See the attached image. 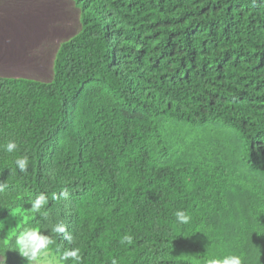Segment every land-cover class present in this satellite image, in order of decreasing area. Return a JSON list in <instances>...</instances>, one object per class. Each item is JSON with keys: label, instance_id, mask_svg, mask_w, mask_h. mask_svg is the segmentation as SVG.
Here are the masks:
<instances>
[{"label": "trees", "instance_id": "1", "mask_svg": "<svg viewBox=\"0 0 264 264\" xmlns=\"http://www.w3.org/2000/svg\"><path fill=\"white\" fill-rule=\"evenodd\" d=\"M74 4L51 80L0 76V259L28 264L11 229L39 227L59 264L72 247L82 264H264V0Z\"/></svg>", "mask_w": 264, "mask_h": 264}, {"label": "rangeland", "instance_id": "2", "mask_svg": "<svg viewBox=\"0 0 264 264\" xmlns=\"http://www.w3.org/2000/svg\"><path fill=\"white\" fill-rule=\"evenodd\" d=\"M74 1L0 0V76L51 80L59 44L79 29ZM37 264L59 263L43 258Z\"/></svg>", "mask_w": 264, "mask_h": 264}, {"label": "clouds", "instance_id": "3", "mask_svg": "<svg viewBox=\"0 0 264 264\" xmlns=\"http://www.w3.org/2000/svg\"><path fill=\"white\" fill-rule=\"evenodd\" d=\"M17 148V143L11 140L6 145H3V149L7 153H13ZM14 164L20 173H25L28 170L29 159L27 156H23L15 159ZM5 187L6 185L0 182V191H3ZM67 196V191H63L59 194H53V199L67 198ZM48 203L49 200L45 193L38 194L30 203L32 215L45 214L42 210L45 209ZM174 215L177 224L186 225L190 222L191 217L184 210H177ZM0 228H2V225H0ZM50 231L62 236L69 244L74 242V236L68 231V226L63 221L53 224ZM11 235L14 238V247L12 249L26 259L28 264H37L42 257L48 255L54 243L52 236L42 234L39 227H26L22 230H17L15 227L11 229ZM122 243H133V237L125 235L122 238ZM59 259L62 262L71 261V264H82V255L77 247L65 249ZM0 264H4L3 259H0ZM204 264H242V257L238 254L226 255L222 258L210 255L204 259Z\"/></svg>", "mask_w": 264, "mask_h": 264}]
</instances>
